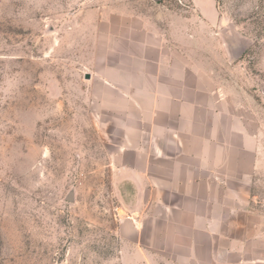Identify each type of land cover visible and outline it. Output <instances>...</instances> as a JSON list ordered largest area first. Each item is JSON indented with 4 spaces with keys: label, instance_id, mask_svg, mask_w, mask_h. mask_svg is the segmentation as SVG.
Masks as SVG:
<instances>
[{
    "label": "rangeland",
    "instance_id": "1",
    "mask_svg": "<svg viewBox=\"0 0 264 264\" xmlns=\"http://www.w3.org/2000/svg\"><path fill=\"white\" fill-rule=\"evenodd\" d=\"M161 61L241 144V253L139 178ZM240 262L264 264V0H0V264Z\"/></svg>",
    "mask_w": 264,
    "mask_h": 264
},
{
    "label": "crops",
    "instance_id": "2",
    "mask_svg": "<svg viewBox=\"0 0 264 264\" xmlns=\"http://www.w3.org/2000/svg\"><path fill=\"white\" fill-rule=\"evenodd\" d=\"M195 6L206 20H214L209 5L204 10L198 2ZM175 64L161 61L157 67L153 139L146 147L139 178L152 182L153 196L159 199L154 208L163 211L160 218L171 228L201 232L206 244H226L241 253L240 247L248 241L244 233L239 239L238 233L244 226L242 215L249 211L239 205L243 191L231 185L248 179L243 174L241 144L227 143L214 102L191 100L192 81L174 76Z\"/></svg>",
    "mask_w": 264,
    "mask_h": 264
},
{
    "label": "water",
    "instance_id": "3",
    "mask_svg": "<svg viewBox=\"0 0 264 264\" xmlns=\"http://www.w3.org/2000/svg\"><path fill=\"white\" fill-rule=\"evenodd\" d=\"M153 1L157 2V1H159V0H153ZM85 79H89V76L86 75ZM72 199H73V191L71 190V191H69V193H68V195H67V201H68V202H71Z\"/></svg>",
    "mask_w": 264,
    "mask_h": 264
}]
</instances>
